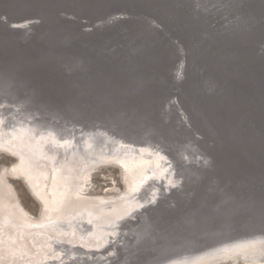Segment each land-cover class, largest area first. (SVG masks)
<instances>
[{
    "label": "water",
    "instance_id": "water-1",
    "mask_svg": "<svg viewBox=\"0 0 264 264\" xmlns=\"http://www.w3.org/2000/svg\"><path fill=\"white\" fill-rule=\"evenodd\" d=\"M15 105L157 146L179 177L75 263L115 242L113 264H164L264 236V0H0V109Z\"/></svg>",
    "mask_w": 264,
    "mask_h": 264
},
{
    "label": "bare ground",
    "instance_id": "bare-ground-1",
    "mask_svg": "<svg viewBox=\"0 0 264 264\" xmlns=\"http://www.w3.org/2000/svg\"><path fill=\"white\" fill-rule=\"evenodd\" d=\"M14 107L11 110L20 115L14 119L0 109V153L15 157L0 167V264H77L72 257L78 247L91 256L90 250L111 242L119 214L155 199L161 188L157 181L175 184L179 180L170 158L157 146L134 143L103 127L44 124ZM104 164L121 169L124 192L111 199L87 193L86 178ZM9 173L16 179L23 176L30 184L33 198L40 203L38 216L24 207L15 185L3 177ZM63 192L66 203L57 205L55 195ZM71 247L76 248L68 251ZM117 251L116 242L111 243L97 251V259L92 255L91 264H113ZM225 263L264 264V236L164 264Z\"/></svg>",
    "mask_w": 264,
    "mask_h": 264
},
{
    "label": "rangeland",
    "instance_id": "rangeland-1",
    "mask_svg": "<svg viewBox=\"0 0 264 264\" xmlns=\"http://www.w3.org/2000/svg\"><path fill=\"white\" fill-rule=\"evenodd\" d=\"M9 156L10 155L5 154L4 152L0 153V167L3 164H11L13 161H15V157L13 156L9 157ZM11 157H13L14 160ZM101 166H98V168H96L98 170L94 171L91 175H89L86 178V183H88L87 186L88 195H93L104 199H111L118 195H121V193L124 192V184L121 180L120 167L117 165L112 166L111 164H104V166L102 167ZM0 172H1V168H0ZM15 182L19 188L18 194L20 196L22 204H24V207L32 215L38 216L40 213V203L37 200H35V198L34 200L37 203L33 200V198H31V196L22 186L21 182L19 181H15Z\"/></svg>",
    "mask_w": 264,
    "mask_h": 264
}]
</instances>
